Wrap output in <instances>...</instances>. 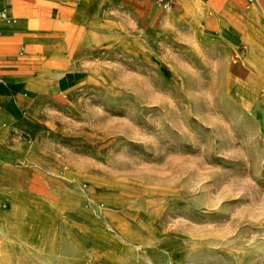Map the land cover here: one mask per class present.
Returning a JSON list of instances; mask_svg holds the SVG:
<instances>
[{"label": "rangeland", "instance_id": "obj_1", "mask_svg": "<svg viewBox=\"0 0 264 264\" xmlns=\"http://www.w3.org/2000/svg\"><path fill=\"white\" fill-rule=\"evenodd\" d=\"M28 1L0 264H264V0Z\"/></svg>", "mask_w": 264, "mask_h": 264}, {"label": "crops", "instance_id": "obj_2", "mask_svg": "<svg viewBox=\"0 0 264 264\" xmlns=\"http://www.w3.org/2000/svg\"><path fill=\"white\" fill-rule=\"evenodd\" d=\"M178 2L179 0H174V4ZM258 3L259 1L257 2V4ZM34 5H36V3H31L28 0H0V11L6 12L10 18V20L0 19V55L6 54V51L9 50V48H12L13 44L17 43V38L19 37V35H21V31L24 30L26 27L28 26H29L28 28L36 27L37 21H39L40 23L42 21L47 22L48 17L46 14L41 15L37 19L34 13H32L33 15L32 14L27 15L26 13H24L26 7H28V10L30 11L33 9L35 10ZM155 5L157 6L156 0H155ZM17 18L21 19V24L19 23L17 25ZM24 51H25V46L22 45L20 47V53L23 54ZM0 122H6L3 117L1 108H0ZM6 128L1 129V133Z\"/></svg>", "mask_w": 264, "mask_h": 264}, {"label": "built area", "instance_id": "obj_3", "mask_svg": "<svg viewBox=\"0 0 264 264\" xmlns=\"http://www.w3.org/2000/svg\"><path fill=\"white\" fill-rule=\"evenodd\" d=\"M156 4L160 9L168 10L173 7L174 0H156ZM0 19L10 20L8 14L4 11H0ZM6 127H7L6 122H0V134H1V129Z\"/></svg>", "mask_w": 264, "mask_h": 264}]
</instances>
